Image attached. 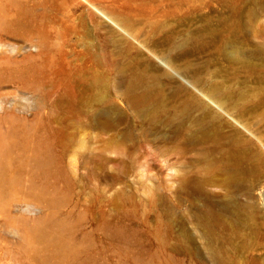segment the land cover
I'll use <instances>...</instances> for the list:
<instances>
[{
  "label": "rangeland",
  "instance_id": "obj_1",
  "mask_svg": "<svg viewBox=\"0 0 264 264\" xmlns=\"http://www.w3.org/2000/svg\"><path fill=\"white\" fill-rule=\"evenodd\" d=\"M168 53L187 71H170ZM133 71L154 90L142 110L120 91ZM196 78L264 143V0H0V160L12 163L0 264H192L180 208L174 249L165 212L170 175L191 155H169L164 136L167 110L187 91L203 97ZM254 146L238 164L261 180L264 144ZM263 212L218 242L239 259L228 264H264Z\"/></svg>",
  "mask_w": 264,
  "mask_h": 264
},
{
  "label": "bare ground",
  "instance_id": "obj_2",
  "mask_svg": "<svg viewBox=\"0 0 264 264\" xmlns=\"http://www.w3.org/2000/svg\"><path fill=\"white\" fill-rule=\"evenodd\" d=\"M238 11L241 13L240 9ZM226 32L216 29L214 35L217 34L218 40L225 41ZM189 41H193V38ZM181 44L184 41L178 45ZM224 45L223 42L217 48L223 51ZM257 49H263V46ZM237 53L238 50L234 49L230 55ZM164 59L168 69L175 74L181 73V69L182 72L187 71L189 67L188 64H179L169 53ZM146 77L144 71H135L120 90L128 104L139 107L138 110L152 105V84L139 86L146 81ZM194 83L203 97L187 91L183 99L167 110L166 115L164 137L167 153L176 154L177 159L191 155V158L181 162L176 173L170 175L171 182L165 196L166 243L169 249L175 248L171 230L172 216L177 206L180 208L181 223L187 226L181 236L185 261L192 264L238 263L239 259L228 256L218 242L227 235L229 227H238L241 216L254 218L258 204L264 209V179L251 178L250 172L238 164V160L255 158L254 155L258 153L255 143H264L240 115L231 113L233 104L221 95L218 85L211 82L206 84L197 78ZM11 164L9 156L0 160L1 181L9 180L12 176L9 173ZM42 168L45 171L49 169ZM238 194L242 196L241 200L236 198ZM227 212L234 213V216L227 215ZM191 236L196 240L201 239L202 244L194 245L191 249L188 246ZM60 249H64L62 245Z\"/></svg>",
  "mask_w": 264,
  "mask_h": 264
}]
</instances>
